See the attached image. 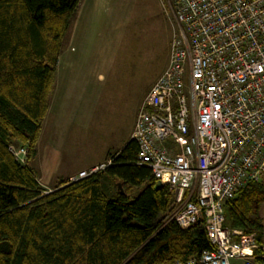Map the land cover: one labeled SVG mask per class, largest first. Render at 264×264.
Returning a JSON list of instances; mask_svg holds the SVG:
<instances>
[{
    "label": "trees",
    "instance_id": "1",
    "mask_svg": "<svg viewBox=\"0 0 264 264\" xmlns=\"http://www.w3.org/2000/svg\"><path fill=\"white\" fill-rule=\"evenodd\" d=\"M83 0H0V264H175L210 250L199 219L165 221L174 196L134 139L77 181L41 187L29 166L71 20ZM27 149L22 163L10 147ZM17 147V146H16ZM264 173L223 203L225 226L264 245ZM256 264H264L259 248Z\"/></svg>",
    "mask_w": 264,
    "mask_h": 264
},
{
    "label": "built area",
    "instance_id": "2",
    "mask_svg": "<svg viewBox=\"0 0 264 264\" xmlns=\"http://www.w3.org/2000/svg\"><path fill=\"white\" fill-rule=\"evenodd\" d=\"M166 2L179 30L137 112V161L173 192L165 221L204 220L211 249L175 264H255L264 246L225 226L223 203L264 173V0ZM10 151L25 162V147Z\"/></svg>",
    "mask_w": 264,
    "mask_h": 264
},
{
    "label": "rangeland",
    "instance_id": "3",
    "mask_svg": "<svg viewBox=\"0 0 264 264\" xmlns=\"http://www.w3.org/2000/svg\"><path fill=\"white\" fill-rule=\"evenodd\" d=\"M87 2L71 20L56 68V110L61 108L66 121L57 140L50 118L39 154L29 163L47 193L82 168L106 164L127 143L141 102L166 69L170 43L178 35L166 0Z\"/></svg>",
    "mask_w": 264,
    "mask_h": 264
},
{
    "label": "crops",
    "instance_id": "4",
    "mask_svg": "<svg viewBox=\"0 0 264 264\" xmlns=\"http://www.w3.org/2000/svg\"><path fill=\"white\" fill-rule=\"evenodd\" d=\"M88 0H83L81 3L82 4H85V5H87L88 4V2H87ZM91 6V5H90ZM97 6H98V4H97ZM96 6V7H97ZM99 7V6H98ZM98 9V8H97ZM58 60H59V58H58ZM57 65H58V63H57ZM56 68H57V66H56ZM56 80H57V75H55V81H54V85H53V89H52V91H51V93H50V96H49V101H48V108H47V112H46V114H45V117H44V119H43V123H42V128H41V132H40V135H39V139H38V142H37V146H36V150H37V152H36V155H38L39 154V146H40V143H41V137H42V134H43V131H44V128L46 127V125H47V127L46 128H48L49 126L51 127L52 126V122L49 124V122H50V118L51 119H54L53 120V127L51 128V137H57V140H58V137H59V133H60V127H61V121L62 120H64V123H65V121H66V115L64 114V112L62 113L61 111V108L59 109V110H56V108H57V106H58V103H59V99H58V97L56 98L55 97V95H56ZM137 116V115H136ZM136 120V119H135ZM133 132V131H132ZM131 135H132V133L130 134V137L128 138V140L129 139H131ZM36 157V156H35ZM104 163V162H103ZM97 164L95 163V164H92V165H90L89 166V168H82V169H80L79 171H82V170H88V169H90V168H92V167H94V166H96ZM78 171V172H79ZM77 172V173H78ZM74 175H76V173H74V174H72V175H69V176H67V177H65L64 179H62V180H65V179H71ZM38 178V177H37ZM38 181H39V183H40V179L38 178ZM53 189V188H52ZM255 262V261H254ZM255 264H256V262H255Z\"/></svg>",
    "mask_w": 264,
    "mask_h": 264
}]
</instances>
